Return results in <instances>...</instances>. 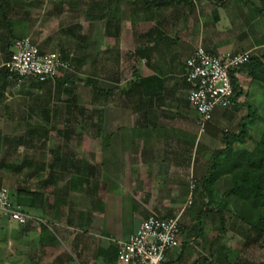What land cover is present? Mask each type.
I'll return each mask as SVG.
<instances>
[{"label":"crops","instance_id":"crops-1","mask_svg":"<svg viewBox=\"0 0 264 264\" xmlns=\"http://www.w3.org/2000/svg\"><path fill=\"white\" fill-rule=\"evenodd\" d=\"M74 11L78 19L64 32L70 31V39L82 51L90 47L95 151L90 159L79 156L71 164L75 162L77 169L81 163L91 173V206L82 210L76 224L56 221L67 238L66 249L46 225L42 231L36 223L25 227L37 232L30 237L27 264H70V252L81 264H111L110 257L117 250L119 254L143 221L178 215L183 228L180 247L168 254L166 264H187L204 250V226L211 216L198 232V213L208 202L201 180L214 152L224 147L226 133L239 132L249 106L264 109V86L252 80L248 68L239 71L242 95L232 106L217 108L201 129L188 99L186 62L199 47L215 54L251 51L264 58V0H89L88 6ZM9 36L0 42V107L6 110L16 107L14 95L19 92L2 70L13 42ZM41 36L32 39L42 50L57 51L44 46ZM54 82L38 85L48 120L56 114L51 103ZM100 94H106L107 107L113 108L105 118L99 114ZM193 183V206L187 207ZM14 226L0 220V230ZM40 246L53 255L42 263ZM11 260L24 261L21 256Z\"/></svg>","mask_w":264,"mask_h":264},{"label":"rangeland","instance_id":"rangeland-1","mask_svg":"<svg viewBox=\"0 0 264 264\" xmlns=\"http://www.w3.org/2000/svg\"><path fill=\"white\" fill-rule=\"evenodd\" d=\"M5 1L8 21H17V29L24 31V37L38 39L41 34L44 46L68 55L73 66L70 73L77 77L72 84L53 83L51 103L57 113L52 114L50 120L42 108L43 101L38 99L42 89L30 80L12 83L19 91L14 95L16 107L7 110L5 105L0 107V188H8L12 193H41L45 199L44 208L32 210L34 213L39 211L38 221H30L24 226L8 221L15 226L0 230V264H27L30 237L37 232L25 230L26 226L36 223L42 231L46 225L58 236L60 248L66 249L67 238L60 233L56 221L76 224L82 210L86 212L91 206V173L81 163L77 164V169L75 162L71 164L72 159L79 156L90 159L94 148L91 140L95 129L91 126V119L95 116L94 103L91 85L86 84L91 78L90 47L82 51L70 39V31L64 32L78 19L75 8L88 6L89 0ZM58 9H61L60 14ZM8 21L3 20L0 12V42L10 38ZM107 85L102 82L103 88H109ZM100 96L102 113L99 114L105 118L113 108L107 107L106 94ZM115 103L119 104V100L116 99ZM258 113L264 116V109ZM102 130L107 132L106 127L102 126ZM210 215L204 226L207 233L202 238L204 250L201 251L198 245L197 249L202 253L197 251L187 264H204L205 259L207 264H264V239L259 232L227 212L221 215L215 206ZM208 243L212 245L211 250ZM39 248L40 263L53 257L48 250ZM70 254V264H81L75 254ZM13 256H21L24 261H13Z\"/></svg>","mask_w":264,"mask_h":264},{"label":"built area","instance_id":"built-area-1","mask_svg":"<svg viewBox=\"0 0 264 264\" xmlns=\"http://www.w3.org/2000/svg\"><path fill=\"white\" fill-rule=\"evenodd\" d=\"M251 51L215 54L199 47L186 62L185 80L190 84L189 102L204 129L217 108L233 105L235 95L232 72L241 69L250 60ZM9 80L20 83L27 79L47 82L71 71L73 66L59 51L45 52L25 36L13 42V51L3 64ZM192 184L187 207L193 204ZM24 226L38 217L22 211L12 201L8 188H0V220ZM180 215L168 218L151 216L124 242L115 264H166L170 252L180 247L182 233Z\"/></svg>","mask_w":264,"mask_h":264},{"label":"trees","instance_id":"trees-1","mask_svg":"<svg viewBox=\"0 0 264 264\" xmlns=\"http://www.w3.org/2000/svg\"><path fill=\"white\" fill-rule=\"evenodd\" d=\"M5 2V0L1 2L0 12L6 22L8 18L4 7ZM16 23L13 20L7 23L13 42L24 37V31H19ZM13 42L7 47V60L13 51ZM62 55L70 61L68 55L64 53ZM2 68L5 71L4 67ZM244 68H248V74L253 81L264 86V58L254 56L252 53L246 65L232 72L235 91L233 104L242 95L236 75ZM70 72H63L61 76L50 80H56L58 85L72 84L75 79L69 76ZM4 76L9 82L15 83L8 79L9 75L6 71ZM27 80L38 83V85L48 82ZM86 84L91 85L90 82ZM54 112L57 113L56 110ZM224 140V147L214 152L208 171L201 180L202 191L208 202L200 208L198 213V232L203 231L204 219L214 210L215 206L221 215L226 212L231 214L250 229L259 232L264 239V116L259 114L254 106H249V113L241 123L239 132L226 133ZM54 193L57 194L59 191H54ZM11 194L13 203L30 215L37 217L32 212L45 207L43 203L45 199L41 193L22 191L11 192ZM43 228L46 229V226ZM53 242H57L56 237L53 238ZM115 252L109 259L111 264L117 260L118 250Z\"/></svg>","mask_w":264,"mask_h":264}]
</instances>
